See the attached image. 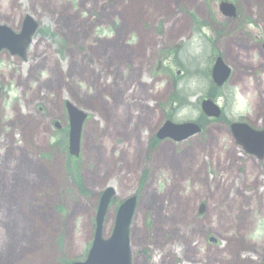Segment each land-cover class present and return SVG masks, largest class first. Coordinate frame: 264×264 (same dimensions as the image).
<instances>
[{
  "label": "rangeland",
  "instance_id": "1",
  "mask_svg": "<svg viewBox=\"0 0 264 264\" xmlns=\"http://www.w3.org/2000/svg\"><path fill=\"white\" fill-rule=\"evenodd\" d=\"M26 15L40 24L26 62L0 54V264L84 261L107 187L105 238L137 196L132 264H264V160L227 132L264 129V0H0V25L19 32ZM218 55L231 77L215 92ZM205 98L219 120L203 119ZM65 102L88 115L80 183L66 171ZM167 120L202 129L151 146Z\"/></svg>",
  "mask_w": 264,
  "mask_h": 264
},
{
  "label": "water",
  "instance_id": "2",
  "mask_svg": "<svg viewBox=\"0 0 264 264\" xmlns=\"http://www.w3.org/2000/svg\"><path fill=\"white\" fill-rule=\"evenodd\" d=\"M219 9L224 17L231 18L235 16V9L230 4L222 3ZM37 28L38 25L36 22L28 16L25 18L22 31L18 35L13 34L6 27H0V50L7 49L12 54H16L24 60L26 49L30 45L31 39L36 33ZM228 74L229 70L224 66L221 59H217L212 70V79L214 83L220 87L227 79ZM201 109L207 117L218 118L220 115L219 110L211 101H204L201 105ZM66 110L69 120L68 152L69 155L78 157L81 127L86 116L70 104L66 105ZM232 130L238 142L244 146L247 152L255 153L260 157L263 156L264 132L255 133L246 125H235L232 127ZM199 131V128L193 124L176 126L170 122H166L159 130L157 138L160 140L170 138L175 142H181L197 134ZM113 195L114 191L111 188L106 189L102 194L95 219L96 232L92 248L86 261L76 264H130L128 228L135 209V198L128 199L120 206L110 239L108 241H103L101 238L104 215ZM200 213H202V208Z\"/></svg>",
  "mask_w": 264,
  "mask_h": 264
},
{
  "label": "bare ground",
  "instance_id": "3",
  "mask_svg": "<svg viewBox=\"0 0 264 264\" xmlns=\"http://www.w3.org/2000/svg\"><path fill=\"white\" fill-rule=\"evenodd\" d=\"M168 2V0H161V4L162 6H165L166 3ZM141 13L140 11V3L139 2H136L133 7L129 10L126 11L125 15H126V18H128V20L132 23L133 20ZM156 252L157 251H152V250H148V255H150L151 257V261H155L154 258L156 256ZM147 254V253H146ZM174 254V253H173ZM157 259H160V258H157ZM15 261V260H13ZM159 263V262H158ZM33 264V263H32ZM34 264H44V262L42 260H40V262H36Z\"/></svg>",
  "mask_w": 264,
  "mask_h": 264
},
{
  "label": "flooded vegetation",
  "instance_id": "4",
  "mask_svg": "<svg viewBox=\"0 0 264 264\" xmlns=\"http://www.w3.org/2000/svg\"><path fill=\"white\" fill-rule=\"evenodd\" d=\"M211 160V158H210ZM221 182H223L225 185H230L231 183H235L233 179H225V181L220 180Z\"/></svg>",
  "mask_w": 264,
  "mask_h": 264
},
{
  "label": "trees",
  "instance_id": "5",
  "mask_svg": "<svg viewBox=\"0 0 264 264\" xmlns=\"http://www.w3.org/2000/svg\"><path fill=\"white\" fill-rule=\"evenodd\" d=\"M69 166H71V165L69 164ZM69 166H68V168H69ZM73 168H74V167H73ZM72 177H74V179L76 180V182H79V180H78V176H77L76 172L73 173ZM79 183H80V182H79Z\"/></svg>",
  "mask_w": 264,
  "mask_h": 264
}]
</instances>
